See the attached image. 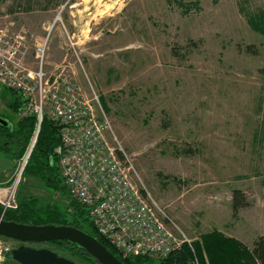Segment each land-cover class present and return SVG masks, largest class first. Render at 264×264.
<instances>
[{"label": "rangeland", "instance_id": "obj_1", "mask_svg": "<svg viewBox=\"0 0 264 264\" xmlns=\"http://www.w3.org/2000/svg\"><path fill=\"white\" fill-rule=\"evenodd\" d=\"M259 12L264 0H0V29L27 33L29 59L52 30L49 70L94 87L139 182L191 240L216 229L252 248L264 234V37L248 24ZM17 96L0 88L11 125L24 118L8 106ZM234 189L249 202L236 214ZM24 197L68 203L25 174Z\"/></svg>", "mask_w": 264, "mask_h": 264}, {"label": "built area", "instance_id": "obj_2", "mask_svg": "<svg viewBox=\"0 0 264 264\" xmlns=\"http://www.w3.org/2000/svg\"><path fill=\"white\" fill-rule=\"evenodd\" d=\"M51 32L30 60L27 33L0 29V88L22 99V117H36L34 134L11 183L0 189L1 218L19 206L17 189L47 118L59 127L61 143L55 154L70 196L88 209L97 233L123 259L169 257L192 240L139 182L136 166L117 141L94 87L86 92L71 67L49 70ZM14 248L12 240L0 236V263Z\"/></svg>", "mask_w": 264, "mask_h": 264}, {"label": "trees", "instance_id": "obj_3", "mask_svg": "<svg viewBox=\"0 0 264 264\" xmlns=\"http://www.w3.org/2000/svg\"><path fill=\"white\" fill-rule=\"evenodd\" d=\"M248 24L264 37V12L249 16ZM9 91L17 96L14 91ZM11 101L8 105L9 108L16 114L20 113L23 110L22 99L17 96V99ZM35 127L36 118L34 116L19 119L16 125L10 124L8 127L0 125V152L8 154L14 163L18 161L26 150ZM60 143L59 127L45 118L25 175L40 179L47 189L64 196L68 202L67 207H61L59 204L44 205L35 197H24L18 200L19 206L16 210L5 212L4 220L37 226L57 225L77 228L97 238L123 264H196L195 260L197 264H264V234L257 237L252 248H249L237 238L229 237L216 229L202 234L198 239L192 240L191 244L183 245L162 260L148 257L123 259L117 250L97 233L89 219L88 209L71 198L55 154V149ZM14 168H16V164ZM248 206L249 202L244 192L234 189L232 192L234 214ZM2 212L3 207L0 205V216ZM47 244L78 257L85 263L99 264L88 253L72 243L55 241ZM7 263L16 264L11 255H8L5 264Z\"/></svg>", "mask_w": 264, "mask_h": 264}, {"label": "water", "instance_id": "obj_4", "mask_svg": "<svg viewBox=\"0 0 264 264\" xmlns=\"http://www.w3.org/2000/svg\"><path fill=\"white\" fill-rule=\"evenodd\" d=\"M0 125L8 127L10 123L0 118ZM0 236L18 242L10 254L18 264H76L51 249L35 246L55 241L77 245L99 264H123L97 238L71 226L28 225L6 221L0 216Z\"/></svg>", "mask_w": 264, "mask_h": 264}, {"label": "crops", "instance_id": "obj_5", "mask_svg": "<svg viewBox=\"0 0 264 264\" xmlns=\"http://www.w3.org/2000/svg\"><path fill=\"white\" fill-rule=\"evenodd\" d=\"M12 158L6 157L0 152V189L6 190L13 176Z\"/></svg>", "mask_w": 264, "mask_h": 264}, {"label": "flooded vegetation", "instance_id": "obj_6", "mask_svg": "<svg viewBox=\"0 0 264 264\" xmlns=\"http://www.w3.org/2000/svg\"><path fill=\"white\" fill-rule=\"evenodd\" d=\"M35 246H38V245H35ZM38 248H43V247H38Z\"/></svg>", "mask_w": 264, "mask_h": 264}]
</instances>
